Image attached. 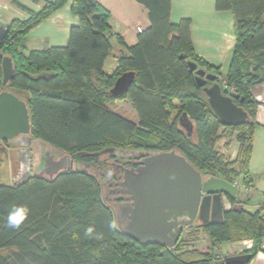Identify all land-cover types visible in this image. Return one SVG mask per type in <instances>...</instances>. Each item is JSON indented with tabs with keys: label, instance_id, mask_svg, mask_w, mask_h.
<instances>
[{
	"label": "trees",
	"instance_id": "16d2710c",
	"mask_svg": "<svg viewBox=\"0 0 264 264\" xmlns=\"http://www.w3.org/2000/svg\"><path fill=\"white\" fill-rule=\"evenodd\" d=\"M137 1L147 8L151 24L131 47L112 31L110 12L97 0L73 1L71 11L79 24L71 28L65 46L24 52L30 30L68 0L46 1L40 11L25 8L28 18L10 22L0 52L12 58L16 70L8 87L21 97L26 94L32 136L86 162L94 156L81 152L107 147L175 149L204 175L233 183L241 179L251 186L250 161L260 125L251 88L264 81V0L216 1L217 9L231 10L235 18L236 45L226 72L198 57L191 21H171V0ZM114 37L123 53L116 68L107 72L104 66ZM190 62L215 79L199 86ZM127 71L137 73L136 81L121 97L113 96L110 89ZM2 82L0 62V92ZM215 82L226 95H239L235 102L248 112V122L227 126L214 113L203 88ZM118 98L131 102L138 121L110 108ZM186 117L193 122L192 132L182 125ZM233 138L240 149L230 160L218 144ZM230 199L248 204L236 196ZM17 207H26L28 215L19 228H12L7 218ZM263 211H227L222 222L199 224L168 248L122 233L113 207L102 198L100 179L89 170H65L53 179L32 174L13 185L0 182V264H221L216 247L247 239L252 246L242 253L250 255L249 264L263 250ZM202 234L210 240L206 252L196 249Z\"/></svg>",
	"mask_w": 264,
	"mask_h": 264
},
{
	"label": "water",
	"instance_id": "95a60500",
	"mask_svg": "<svg viewBox=\"0 0 264 264\" xmlns=\"http://www.w3.org/2000/svg\"><path fill=\"white\" fill-rule=\"evenodd\" d=\"M181 58H185L182 56ZM3 70V87L0 92V145L3 141L32 134V122L27 99L8 87L16 76L11 57L0 52ZM191 72H195L199 86L208 80H214L212 74L198 69L195 63H189ZM137 73L127 71L116 80L110 93L115 97L124 95L136 81ZM209 104L214 113L227 126H240L249 121L247 111L239 106L235 99L239 95H226L220 83L204 86ZM182 123L189 131L194 130L193 122L186 117ZM189 127V128H188ZM83 156L108 154L119 162L128 159L132 168L124 167L121 185L127 194V201L116 208L115 218L120 231L142 243L158 242L172 248L180 240L184 229L197 220L202 224L219 223L224 220V213L241 210L244 205L232 203L238 186L218 176H207L197 170L188 159L173 149L170 151H138L107 147L101 151ZM75 160L68 154L57 160H51L49 178L53 179L60 172L75 170ZM137 165V167H134ZM79 168H82L80 163ZM44 171L32 174L44 176ZM119 199H122L119 197ZM123 222H126L123 225ZM248 261H226L221 264H247Z\"/></svg>",
	"mask_w": 264,
	"mask_h": 264
},
{
	"label": "crops",
	"instance_id": "0c3cea01",
	"mask_svg": "<svg viewBox=\"0 0 264 264\" xmlns=\"http://www.w3.org/2000/svg\"><path fill=\"white\" fill-rule=\"evenodd\" d=\"M46 1L53 0H0L4 5L3 19L10 24L14 19L28 18L29 14L26 9L40 11ZM73 1L68 0L63 8L30 30L26 37L25 54H29L33 50H44L50 47L67 45L71 28L79 24V18L71 11ZM97 1L110 12L112 31L122 38L126 46H134L137 43L138 33L148 28L151 24L147 8L137 0ZM216 1L171 0L170 19L173 23H179L182 19H189L191 21L192 44L198 57L214 67L222 68V71L226 72L232 50L236 45L235 18L231 10L217 9ZM112 42L113 50L106 59L104 66V70L107 72H112L116 68L117 58L123 53V48L115 37ZM251 94L258 103L256 120L260 123L254 134L253 152L250 161L252 184L251 186H246L241 179L234 183L238 186L236 197L240 201L247 200L249 204V198L240 197L238 193L241 188L244 192L252 193L258 200L254 204L255 209H258L264 208V81L255 84L251 88ZM218 147L226 157L230 160H235L239 153L240 144L235 138L230 141L222 139ZM236 203L243 204L246 208L248 205L242 202ZM199 224L202 223L200 221L197 223L196 221V226ZM189 231L190 229L185 230L182 237L187 235ZM229 244L234 246H227L225 252L219 250L222 245L216 247L215 252L218 255L217 257L220 258L219 261L229 262L232 260L230 257L234 254L247 255L248 253H242L247 249L243 250L242 248H237V246H240V244H247L248 247L252 246V240L247 239ZM199 247L196 244V249L206 252L210 244L207 245L206 250ZM228 257L230 260H228ZM251 263L264 264V244L263 250L249 264Z\"/></svg>",
	"mask_w": 264,
	"mask_h": 264
},
{
	"label": "rangeland",
	"instance_id": "374dc122",
	"mask_svg": "<svg viewBox=\"0 0 264 264\" xmlns=\"http://www.w3.org/2000/svg\"><path fill=\"white\" fill-rule=\"evenodd\" d=\"M22 96L23 98H26V94L22 93ZM110 108L133 121H138L137 113H135L136 111L127 99L118 98L110 104ZM65 155L68 154L30 135L20 136L18 138L5 141L2 145H0V182L13 185L24 180L29 175H32L33 171H44V176L49 177L51 171L47 168L49 167L47 164L52 159L57 160ZM105 155V157L108 156V154ZM75 165L76 168L79 167L78 164ZM90 172L95 174V171L92 169ZM101 184L102 198L107 202V193L104 189L103 183ZM238 195L245 199L248 197L249 204L247 205V208L252 211L256 210L254 205L258 202L256 196L252 193L249 194L244 192L242 188L240 189ZM195 227L191 229L189 228L190 231L195 229ZM196 244L200 246V249L206 250L207 245L210 244V240L208 236L202 234ZM227 246L230 247L234 245L229 243L222 244L219 250L225 252ZM246 247L247 244H240V246H237V248H242L243 250H246ZM244 255L245 254H234L230 257V259H232V261H239L242 260V258H245ZM230 259L228 257V260Z\"/></svg>",
	"mask_w": 264,
	"mask_h": 264
},
{
	"label": "flooded vegetation",
	"instance_id": "af4514ba",
	"mask_svg": "<svg viewBox=\"0 0 264 264\" xmlns=\"http://www.w3.org/2000/svg\"><path fill=\"white\" fill-rule=\"evenodd\" d=\"M30 136H32V134H30ZM4 142L5 141H3L2 144ZM75 163L78 164V166L80 165V163H82V168H84L85 170L91 171L92 169L95 171V175L100 179L101 183H103L104 185V189L107 193L106 194L107 203H110V205L113 207L114 210H116V208L119 206L120 203L127 201V194L123 191V190H126L127 187L122 186L121 181H122L123 174H124V167L128 169L132 168V166L128 163V159H123L119 162H116V159L114 157H111V156L105 157V155H100L97 158L94 157V160L90 162L75 160ZM118 163H122L124 167L119 166ZM48 166L49 167L47 168L50 169L51 165H48ZM134 167H137V165H135ZM119 197H121L122 199H119ZM198 221L199 220H197V222ZM125 224L126 222H123V225ZM195 226H196V222L193 225L186 227L184 231L187 228L191 229Z\"/></svg>",
	"mask_w": 264,
	"mask_h": 264
},
{
	"label": "clouds",
	"instance_id": "9594fccd",
	"mask_svg": "<svg viewBox=\"0 0 264 264\" xmlns=\"http://www.w3.org/2000/svg\"><path fill=\"white\" fill-rule=\"evenodd\" d=\"M28 215V209L26 207H17L13 212L8 215L7 224L12 228H19L22 222L26 219ZM111 227L115 228L116 225L112 224ZM92 229L89 228L87 230V234L90 235L92 233Z\"/></svg>",
	"mask_w": 264,
	"mask_h": 264
},
{
	"label": "built area",
	"instance_id": "2783aa9c",
	"mask_svg": "<svg viewBox=\"0 0 264 264\" xmlns=\"http://www.w3.org/2000/svg\"><path fill=\"white\" fill-rule=\"evenodd\" d=\"M3 3L0 2V43L2 42L3 40V36L5 34V32L8 30V27H9V24L6 23L3 19ZM251 246H247V249H250ZM245 258H242V260L244 261H249V258H250V255L247 254V255H244Z\"/></svg>",
	"mask_w": 264,
	"mask_h": 264
}]
</instances>
